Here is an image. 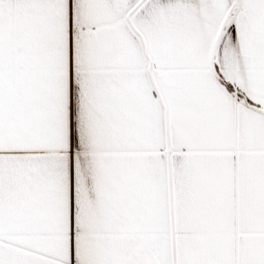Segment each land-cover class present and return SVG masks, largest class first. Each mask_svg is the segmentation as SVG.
<instances>
[{"label":"snow or ice","instance_id":"6c2138e0","mask_svg":"<svg viewBox=\"0 0 264 264\" xmlns=\"http://www.w3.org/2000/svg\"><path fill=\"white\" fill-rule=\"evenodd\" d=\"M0 264H264V0H0Z\"/></svg>","mask_w":264,"mask_h":264}]
</instances>
